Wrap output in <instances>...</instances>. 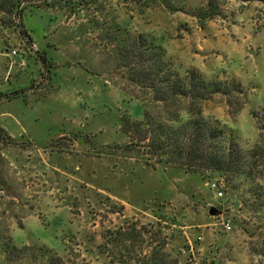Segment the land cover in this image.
<instances>
[{"label":"rangeland","instance_id":"1","mask_svg":"<svg viewBox=\"0 0 264 264\" xmlns=\"http://www.w3.org/2000/svg\"><path fill=\"white\" fill-rule=\"evenodd\" d=\"M16 3L0 0V264H50L53 255L114 264L124 245L148 251L140 238L157 246L160 232L182 264H264V169H254L253 182L147 163L123 126L146 114L164 118L165 109L132 79L117 48L142 34L181 74L201 73L160 34L181 40L191 20L221 21L227 39L219 56L204 53L215 63L214 77H204L235 78L246 96L233 93L234 107L246 99L234 112L229 97L213 94L202 114L251 148L259 137L253 113L264 106V0H219L211 19L203 17L207 0ZM245 24L248 31L236 27ZM216 181L223 196L210 186ZM108 230L124 236L109 242Z\"/></svg>","mask_w":264,"mask_h":264},{"label":"trees","instance_id":"2","mask_svg":"<svg viewBox=\"0 0 264 264\" xmlns=\"http://www.w3.org/2000/svg\"><path fill=\"white\" fill-rule=\"evenodd\" d=\"M17 8L24 0H16ZM219 0H207L203 17L211 19L219 14ZM14 8V9H15ZM10 12L14 13L11 9ZM202 17V16H201ZM22 33L25 30L22 28ZM122 53L123 65L130 64V74L133 80L152 91L154 101L162 103L165 109L164 118L145 115L142 121L124 123L123 131L130 137V147L134 140L145 148L146 162L151 165L174 164L189 171L200 172L209 170L231 177H242L251 181L256 180L254 169L261 166L264 169V106L253 113L259 128V137L251 148H243L234 136L225 134L215 123L202 114V104L213 94L221 93L229 97V104L234 112H238L243 105L234 107L231 97L238 94L246 96L240 81L235 78L230 82L219 79H207L196 69H189L186 74L173 68L165 60L162 49L149 43L139 34L130 43L117 46ZM126 58V60H125ZM235 93V94H233ZM182 113L186 115L183 118ZM133 129L138 133L134 136ZM137 138V140L135 139ZM201 173V172H200ZM106 234L109 242L119 241L124 232ZM147 233L140 230L138 233ZM129 237H136L131 234ZM157 246H151L148 238H140L150 250L137 251L133 246L124 245L112 260L114 264H182L179 258H170L166 235L160 232ZM144 239V240H143ZM50 264H65L58 256L50 258Z\"/></svg>","mask_w":264,"mask_h":264},{"label":"crops","instance_id":"3","mask_svg":"<svg viewBox=\"0 0 264 264\" xmlns=\"http://www.w3.org/2000/svg\"><path fill=\"white\" fill-rule=\"evenodd\" d=\"M225 25V24H223ZM222 25V22L217 19H211L209 21L204 22V24H199L197 20H191L188 24L185 25V33L181 40L169 39L163 37L160 34L159 42L162 44H166L170 46L168 50L171 54H175V51L178 55L186 61V58L189 60L190 66L198 68L203 76L212 78L214 77L213 71L215 69H209L211 64H215L209 62V60H205L204 53L206 51L212 50L218 53L219 49L225 45V41L227 39L226 27ZM239 30L243 31V29L249 30L248 25H238ZM233 29V27H231ZM244 44L249 43V36H244ZM232 47V46H230ZM243 52V50L241 51ZM230 54L225 53L228 57L233 56V52H229ZM5 55H11L4 53ZM209 59V58H208ZM232 59V58H229ZM205 64L207 66H205ZM215 66V65H212ZM1 89V88H0ZM4 89V88H3ZM18 90H7L4 94H15Z\"/></svg>","mask_w":264,"mask_h":264},{"label":"built area","instance_id":"4","mask_svg":"<svg viewBox=\"0 0 264 264\" xmlns=\"http://www.w3.org/2000/svg\"><path fill=\"white\" fill-rule=\"evenodd\" d=\"M11 54H16V50H12ZM210 186L213 188V190L217 193L218 196H223V189L221 188V184L220 182L216 181V182H211L210 183ZM225 228L226 229H230L231 228V225H230V222L227 221L225 223Z\"/></svg>","mask_w":264,"mask_h":264},{"label":"water","instance_id":"5","mask_svg":"<svg viewBox=\"0 0 264 264\" xmlns=\"http://www.w3.org/2000/svg\"><path fill=\"white\" fill-rule=\"evenodd\" d=\"M217 209L215 207L210 208V214L214 215L216 213Z\"/></svg>","mask_w":264,"mask_h":264}]
</instances>
